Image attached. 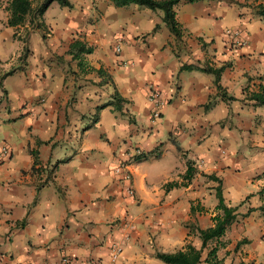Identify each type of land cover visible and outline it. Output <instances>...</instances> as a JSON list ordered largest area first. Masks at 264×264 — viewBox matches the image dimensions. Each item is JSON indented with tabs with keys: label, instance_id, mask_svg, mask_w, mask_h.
I'll list each match as a JSON object with an SVG mask.
<instances>
[{
	"label": "crops",
	"instance_id": "crops-1",
	"mask_svg": "<svg viewBox=\"0 0 264 264\" xmlns=\"http://www.w3.org/2000/svg\"><path fill=\"white\" fill-rule=\"evenodd\" d=\"M69 2L60 16H49L51 4L43 16L51 35L32 33L24 65L2 75L0 150L9 154L0 161V264H164L157 252L200 248L189 227L213 226L218 186L238 215L218 259L264 264V105L252 99L264 87V0L180 3L178 37L160 11ZM6 5L0 0V38L9 28L13 39ZM121 9L126 21L103 48L98 20ZM75 41L92 52L74 60ZM8 51L0 40V65H12ZM149 86L165 102L156 120ZM164 143L176 169L149 184L138 164L165 156ZM121 161L132 166L134 200L113 173ZM188 163L193 179L166 190L181 183ZM113 242L123 248L116 262Z\"/></svg>",
	"mask_w": 264,
	"mask_h": 264
},
{
	"label": "trees",
	"instance_id": "trees-1",
	"mask_svg": "<svg viewBox=\"0 0 264 264\" xmlns=\"http://www.w3.org/2000/svg\"><path fill=\"white\" fill-rule=\"evenodd\" d=\"M115 7L122 8L129 5H137L147 8L151 11H160L163 14V22L175 37H178L180 32L178 24L176 22L175 7L180 3H194L200 0H109ZM57 3L60 7L71 8L69 0H7L5 10L8 13L7 26L10 28H19L28 24L31 31H41L44 29L43 16L48 8L53 3ZM27 33V35L29 34ZM14 38L16 33L13 34ZM44 38V35H43ZM27 52V49H25ZM69 54L72 55L74 60L78 59L80 54H90L91 48H87L83 43L75 41L69 46ZM219 72L214 71L216 78H219ZM118 98V95H115ZM252 99L259 106L264 105V87L260 93L254 94ZM122 101V99H121ZM109 106V104L104 107ZM98 107L97 109H101ZM196 171L188 163L185 173L181 177V183L171 182L165 185V189L168 190L173 187L186 186L194 177ZM208 179H218L207 176ZM217 205L215 211L218 212L212 217L213 226L207 229H200L195 226L189 227V233L192 230H196V235L201 242L200 248L197 249L191 243H186L181 250L173 253H161L157 252L155 258L164 264H222V260L218 259L217 252L223 243L220 239L224 237L228 228L237 221L238 215L235 213V209L227 208L224 199L222 197L221 188H216ZM196 208L191 207V212H195ZM209 242H216L217 245L213 246L203 259L204 249Z\"/></svg>",
	"mask_w": 264,
	"mask_h": 264
},
{
	"label": "rangeland",
	"instance_id": "rangeland-1",
	"mask_svg": "<svg viewBox=\"0 0 264 264\" xmlns=\"http://www.w3.org/2000/svg\"><path fill=\"white\" fill-rule=\"evenodd\" d=\"M141 7V6H140ZM61 7L57 3H53L52 7L50 8L49 16H60L61 14ZM117 18H106L104 20L99 19L98 20V35L100 40V45L104 48L105 45H102V43H106V39H109L110 33H114L123 23L126 21V18L123 16V10H118L116 12ZM22 28V29H21ZM8 29V30H7ZM5 29L2 32L1 35V45L2 48L5 50H9V57L16 54V56L12 59L11 63L12 65L8 66L7 63H4L3 65H0V84L2 82V75L5 72H12L15 70L18 66L24 65L25 58L27 56V52L25 49L27 47L24 45L27 43L30 35L34 32H39L42 40H44L47 35H51V32L44 28L41 31H31L30 27L27 25L23 27H19L17 29L16 37L12 39V33L9 28ZM27 33H29L27 35ZM19 34V35H17ZM44 35V38H43ZM14 40V41H13ZM20 42H16V41ZM22 42V43H21ZM24 43V44H23ZM111 44H109L110 46ZM24 48V49H23ZM108 48V47H107ZM10 64V63H8ZM3 95L2 88L0 87V96ZM1 136V134H0ZM1 140V139H0ZM168 145L167 143H164L162 145V151L165 152V156L159 158V159H150L147 161H143L138 164V168L141 173L146 174L147 176V182L149 184H159L163 181H165L168 178H171L173 172L176 169L177 164L174 163L173 158L171 156V151H168ZM224 243V242H221ZM225 244V243H224ZM224 253V252H223ZM225 257L228 255V252L224 253Z\"/></svg>",
	"mask_w": 264,
	"mask_h": 264
},
{
	"label": "built area",
	"instance_id": "built-area-1",
	"mask_svg": "<svg viewBox=\"0 0 264 264\" xmlns=\"http://www.w3.org/2000/svg\"><path fill=\"white\" fill-rule=\"evenodd\" d=\"M240 32H235L233 36L236 38V41L239 43H244L241 40ZM122 39H118L117 43L114 47V52L117 57H119L122 53ZM245 44V43H244ZM122 66H127V63L120 61ZM147 101L151 106L152 109V119L156 120L160 118L162 108L165 105V102L163 100L162 92L156 88L155 86H149L147 90ZM135 155H140L141 152L138 149L133 150ZM9 151L8 148L3 147L0 150V161L3 157L8 156ZM131 164L127 161H121L117 163L113 168L114 175L118 178L119 182L122 185V192L124 193V196L128 199L134 200L136 197L134 188L132 186V170H131ZM109 251V258L111 262H116L119 257L122 254L123 248L122 245L116 242H113L108 247ZM63 264H68L69 261L66 258L62 259Z\"/></svg>",
	"mask_w": 264,
	"mask_h": 264
}]
</instances>
